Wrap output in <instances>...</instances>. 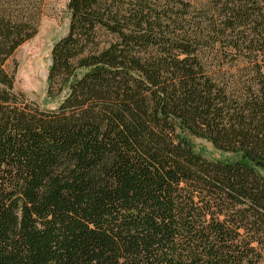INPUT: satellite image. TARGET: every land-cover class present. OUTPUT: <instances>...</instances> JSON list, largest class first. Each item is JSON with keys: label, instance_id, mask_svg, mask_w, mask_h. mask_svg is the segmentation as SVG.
<instances>
[{"label": "trees", "instance_id": "obj_1", "mask_svg": "<svg viewBox=\"0 0 264 264\" xmlns=\"http://www.w3.org/2000/svg\"><path fill=\"white\" fill-rule=\"evenodd\" d=\"M41 1L0 0V264H264V0H68L54 109L5 69Z\"/></svg>", "mask_w": 264, "mask_h": 264}, {"label": "rangeland", "instance_id": "obj_2", "mask_svg": "<svg viewBox=\"0 0 264 264\" xmlns=\"http://www.w3.org/2000/svg\"><path fill=\"white\" fill-rule=\"evenodd\" d=\"M68 0H42L41 16L36 35L18 47L7 60L5 69L13 75L16 92L42 108L54 109L57 100L46 98V76L50 65V50L55 42L65 36L68 28ZM193 151L208 161L232 162L236 157L215 150L200 139L191 140ZM264 179V168L257 170Z\"/></svg>", "mask_w": 264, "mask_h": 264}]
</instances>
